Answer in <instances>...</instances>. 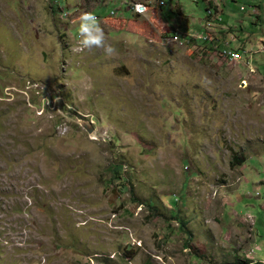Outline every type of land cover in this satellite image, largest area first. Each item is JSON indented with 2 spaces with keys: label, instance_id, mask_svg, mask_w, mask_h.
<instances>
[{
  "label": "rangeland",
  "instance_id": "374dc122",
  "mask_svg": "<svg viewBox=\"0 0 264 264\" xmlns=\"http://www.w3.org/2000/svg\"><path fill=\"white\" fill-rule=\"evenodd\" d=\"M220 1L0 0V264H264V0Z\"/></svg>",
  "mask_w": 264,
  "mask_h": 264
},
{
  "label": "clouds",
  "instance_id": "9594fccd",
  "mask_svg": "<svg viewBox=\"0 0 264 264\" xmlns=\"http://www.w3.org/2000/svg\"><path fill=\"white\" fill-rule=\"evenodd\" d=\"M223 1H225V0H223ZM220 8H221V6H220ZM210 10L214 11L216 14H220V15L222 14V11L219 13L217 12L218 8H215V9L210 8L207 10V12H209ZM245 12H247V9ZM209 17H212V21H213L214 17L213 16H209ZM221 18H222V16H221ZM221 22H219V21L215 22L214 23L215 27H217V24H220ZM72 24L78 26L77 31H78V35H79L78 45L73 47V51L83 52L85 49L91 50L92 48H100L103 50L104 54L107 57H112L113 55L116 54L115 47L112 44L107 43V38L105 36L104 29L101 27V23H100L99 19L97 18V16L93 12H91V11L81 12L79 16L75 17L72 20ZM209 31H212V30H208L207 33ZM223 31H225L226 33H227V31L232 32V28H230L228 30L223 29ZM230 36L234 37V39L230 38L231 41L227 40L226 38L222 39L225 43L221 49H223L225 47L226 43H230V45H231L232 42L233 43L237 42L236 35L233 32ZM233 50H235V49H233ZM235 51H239V52L243 53V55L246 53L245 50H237L236 49ZM259 54L264 55V53H259Z\"/></svg>",
  "mask_w": 264,
  "mask_h": 264
},
{
  "label": "built area",
  "instance_id": "2783aa9c",
  "mask_svg": "<svg viewBox=\"0 0 264 264\" xmlns=\"http://www.w3.org/2000/svg\"><path fill=\"white\" fill-rule=\"evenodd\" d=\"M138 8L140 9V10H143V9H146V8H144V6H141V5H138ZM241 11L242 12H245L246 11V8L245 7H242L241 8ZM114 14V13H113ZM208 15L209 16H211V13L210 12H208ZM222 21V18L220 19V21L219 22H221ZM213 23H211L210 22V25H208V26H210V28H213V27H215V22H217V21H212ZM182 36H185L186 37V39L185 40H188L189 42L190 41H194L195 43L197 42V41H208V42H214L215 40H209L208 39V33H207V36H198V37H195L194 35H191L190 34V32H186V33H184ZM195 38H197V39H195ZM174 39H176V40H179L180 41V37L179 36H177V37H175ZM218 52H230L233 56H235L236 57V63H241L242 61H243V53H241V52H239V51H235V50H233L232 48H231V45H230V43H226L225 44V47L223 48V49H221V50H218ZM258 53H264V50H260Z\"/></svg>",
  "mask_w": 264,
  "mask_h": 264
},
{
  "label": "trees",
  "instance_id": "16d2710c",
  "mask_svg": "<svg viewBox=\"0 0 264 264\" xmlns=\"http://www.w3.org/2000/svg\"><path fill=\"white\" fill-rule=\"evenodd\" d=\"M195 43L194 41H190ZM208 41H203L201 42V45L204 43L205 48H207V50H211L210 47L212 45L211 44H207ZM245 160L241 157V154H235L233 157V161H232V166L236 167V166H243L245 164ZM114 169H116L113 173L112 176L114 178H116V180L118 181V183L121 184V188L127 189L129 187V182L128 180L123 176V174H121L120 172H118V167H114ZM174 203L176 204L177 202L174 200ZM257 264H263V263H257Z\"/></svg>",
  "mask_w": 264,
  "mask_h": 264
},
{
  "label": "crops",
  "instance_id": "0c3cea01",
  "mask_svg": "<svg viewBox=\"0 0 264 264\" xmlns=\"http://www.w3.org/2000/svg\"><path fill=\"white\" fill-rule=\"evenodd\" d=\"M224 2V3H223ZM223 3V4H222ZM227 3H228V0H225V1H220V5H223V6H226L227 5ZM255 7L256 8H261V5L260 4H254L253 6H252V10L250 11V12H246V13H248V15H245V18H244V20H242V21H239V26H241L242 25V23L245 21V19L247 18V16H252V17H250V18H253V19H255V22L256 23H259V22H261V20H263V18H260V17H262V15H264V9L263 8H261L260 10V14H259V16L260 17H258V15H255V13H256V9H255ZM222 8V7H221ZM218 10H219V8H218ZM217 10V11H218ZM223 9H221V11H222ZM245 13V14H246ZM237 28H239L240 29V27H234V29H237ZM238 32H239V30H238ZM238 32H236V36H237V38L238 39H240L239 38V33ZM230 38H232V36H229ZM226 39L228 40V38H227V36H226ZM239 46L240 45H244V42H242L241 43V41H239V44H238ZM245 46V45H244ZM247 46V45H246ZM247 48V47H246ZM245 52H250V51H248V48H247V50H245Z\"/></svg>",
  "mask_w": 264,
  "mask_h": 264
},
{
  "label": "bare ground",
  "instance_id": "6f19581e",
  "mask_svg": "<svg viewBox=\"0 0 264 264\" xmlns=\"http://www.w3.org/2000/svg\"><path fill=\"white\" fill-rule=\"evenodd\" d=\"M209 12L211 13V16H213V12H212L211 10H210ZM220 19H221V18H219V20H220ZM232 39H234V37H232ZM225 54L228 55L227 59H235V61H236V57L233 56L230 52H225Z\"/></svg>",
  "mask_w": 264,
  "mask_h": 264
}]
</instances>
